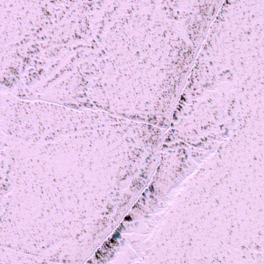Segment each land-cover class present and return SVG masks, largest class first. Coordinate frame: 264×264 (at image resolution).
<instances>
[{
    "label": "snow or ice",
    "instance_id": "obj_1",
    "mask_svg": "<svg viewBox=\"0 0 264 264\" xmlns=\"http://www.w3.org/2000/svg\"><path fill=\"white\" fill-rule=\"evenodd\" d=\"M0 264H264V0H0Z\"/></svg>",
    "mask_w": 264,
    "mask_h": 264
}]
</instances>
